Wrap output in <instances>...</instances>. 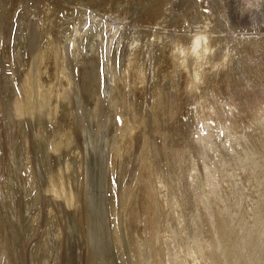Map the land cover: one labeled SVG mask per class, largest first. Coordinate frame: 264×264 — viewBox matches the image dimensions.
Instances as JSON below:
<instances>
[{
    "label": "rangeland",
    "instance_id": "obj_1",
    "mask_svg": "<svg viewBox=\"0 0 264 264\" xmlns=\"http://www.w3.org/2000/svg\"><path fill=\"white\" fill-rule=\"evenodd\" d=\"M198 27L216 52L195 83L171 51ZM263 248V3L0 0V264H264Z\"/></svg>",
    "mask_w": 264,
    "mask_h": 264
},
{
    "label": "clouds",
    "instance_id": "obj_2",
    "mask_svg": "<svg viewBox=\"0 0 264 264\" xmlns=\"http://www.w3.org/2000/svg\"><path fill=\"white\" fill-rule=\"evenodd\" d=\"M187 44L177 42L173 45L171 56L174 62L181 69L187 70L189 61L193 65V81L201 82V76L205 68L209 67V57L215 55L216 49L211 47L208 42V37L205 30L196 28L190 37Z\"/></svg>",
    "mask_w": 264,
    "mask_h": 264
},
{
    "label": "bare ground",
    "instance_id": "obj_3",
    "mask_svg": "<svg viewBox=\"0 0 264 264\" xmlns=\"http://www.w3.org/2000/svg\"><path fill=\"white\" fill-rule=\"evenodd\" d=\"M16 1V0H15ZM57 1V0H56ZM78 1V0H77ZM82 1V0H81ZM97 1V0H96ZM110 1V0H109ZM257 4L258 3H260V5H261V3H263L264 4V0H254ZM30 2H33V1H30ZM36 2H38V1H36ZM115 3H116V1H114ZM127 2V1H126ZM33 3H35V2H33ZM59 3V2H58ZM36 4H38V3H36ZM41 4V3H40ZM118 4V3H117ZM58 5V4H57ZM116 5V4H115ZM259 6V5H258ZM35 7V6H34ZM114 7V6H113ZM120 7V6H119ZM122 7V6H121ZM129 7V6H128ZM127 7V8H128ZM20 8H22V7H20ZM110 8V7H109ZM116 8V7H115ZM24 9H25V7H24ZM31 9V8H30ZM36 9H37V7H36ZM35 10V9H34ZM51 10V9H50ZM36 11V10H35ZM35 11H34V14H35ZM37 11H38V9H37ZM65 11V10H64ZM68 11V10H67ZM101 11V10H100ZM33 12V11H32ZM93 12V11H92ZM30 13V12H29ZM54 13V12H53ZM113 13V12H112ZM116 13V12H115ZM149 13V12H148ZM73 15V14H72ZM98 15V14H97ZM148 15V14H147ZM151 15V14H150ZM150 15H148V17L150 16ZM88 17V16H87ZM92 17V16H91ZM24 18V17H23ZM100 18H101V16H100ZM96 19V18H95ZM149 19H150V17H149ZM73 21V20H72ZM85 21V20H84ZM113 21V20H112ZM60 22V21H59ZM90 22V21H89ZM148 22V21H147ZM58 23V22H57ZM83 23V22H82ZM81 23V24H82ZM141 24V23H140ZM145 24V23H144ZM148 24V23H147ZM14 25V24H13ZM55 26V25H54ZM53 26V27H54ZM48 28V27H47ZM116 28V27H115ZM52 29V28H51ZM90 30V29H89ZM112 33V32H111ZM83 34V33H82ZM103 34V33H102ZM114 34V33H113ZM77 35V34H76ZM73 36V35H72ZM105 37V36H104ZM210 37V36H209ZM219 37V36H218ZM222 37V36H221ZM75 38V37H74ZM113 38V37H112ZM60 39V38H59ZM215 39H217V41L218 42H222V39L221 38H215ZM188 40V39H187ZM37 41V40H36ZM57 41V40H56ZM178 41V40H177ZM216 41V42H217ZM226 41V40H225ZM60 42V41H59ZM58 42V43H59ZM63 42V41H62ZM179 42H183V43H185L184 41H182V40H179ZM57 45H58V43L57 42H55ZM72 43V42H71ZM77 44H78V41L76 42ZM74 44V43H73ZM80 44V43H79ZM214 44V43H213ZM62 45V44H61ZM87 45V44H86ZM72 46V45H71ZM75 46V45H74ZM59 48H61V46L59 47ZM73 48V47H72ZM54 49H56V48H54ZM71 49V48H70ZM78 49H79V47H78ZM49 50V49H48ZM61 50H63V49H61ZM106 50V49H105ZM71 51V50H70ZM100 51V50H99ZM54 52V51H53ZM66 52H67V50H66ZM79 52V51H78ZM89 52V51H88ZM49 53H50V51H49ZM57 53V52H56ZM54 54V58H53V60L56 62V60H57V62H59V59H60V56L58 55V53L57 54ZM106 53V52H105ZM226 53V52H225ZM53 54V53H52ZM51 54V55H52ZM62 54V53H61ZM72 54V53H71ZM78 54V53H77ZM96 54V53H95ZM113 54V53H112ZM166 54V53H165ZM48 55H50V54H48ZM74 55V54H73ZM81 55V54H80ZM72 56V55H71ZM76 56V55H75ZM97 56V55H96ZM68 57V56H67ZM71 58V57H70ZM78 58V57H77ZM33 59V58H32ZM62 59V58H61ZM79 59V58H78ZM66 60V59H65ZM72 60V59H71ZM82 60V59H81ZM85 60V59H84ZM16 61V60H15ZM36 60H34V62H35ZM48 61V60H47ZM86 61V60H85ZM84 61V62H85ZM91 61V60H90ZM139 61V60H138ZM167 61V60H166ZM232 61V60H231ZM62 62V61H61ZM130 62V61H129ZM158 62V61H157ZM43 63V62H42ZM48 63V62H47ZM109 63V62H108ZM61 64V63H60ZM73 64V63H72ZM94 64V63H93ZM98 64V63H97ZM166 64H169V63H166ZM33 65V64H32ZM75 65V64H74ZM129 65V64H128ZM164 65V64H163ZM40 66V65H39ZM44 66V65H43ZM78 66V65H77ZM139 66V65H138ZM166 66V65H165ZM221 66V65H220ZM224 66V65H223ZM34 67H35V65H34ZM70 67V66H69ZM164 67V66H163ZM168 67V66H167ZM33 68V67H32ZM56 68H57V66H56ZM58 68H60V67H58ZM112 68V67H111ZM132 68V67H131ZM138 68V67H137ZM43 69V68H42ZM62 69V68H61ZM61 69H57L58 71H59V73H58V75H59V78L60 79H58L59 80V82H60V80L61 81H64L65 79H64V74H63V71L61 70ZM95 69V68H94ZM128 68H126V70H127ZM165 68H163V70H164ZM167 69V68H166ZM170 69V68H169ZM56 71V69H55V65L54 66H52V70H50L49 69V71L47 72V74L45 75V77L43 78V79H41V80H43V82H42V84L46 87L47 85H49L51 82H52V80L50 81V77L51 78H53V76H54V74H55V71ZM72 70V69H71ZM139 70V69H138ZM67 71V70H66ZM133 71V70H132ZM168 71V70H167ZM175 71V70H174ZM180 71V70H179ZM178 71V72H179ZM32 72V71H31ZM65 72V71H64ZM74 72V71H73ZM140 72V71H139ZM162 72V71H161ZM165 72V71H164ZM163 72V73H164ZM33 73H34V71H33ZM56 73H57V71H56ZM76 73V72H75ZM95 73V72H94ZM35 74V73H34ZM66 74V73H65ZM70 74H71V72H70ZM77 74V73H76ZM130 74V73H129ZM141 74V73H140ZM143 74V73H142ZM33 75V74H32ZM133 75V74H132ZM203 75V74H202ZM39 76H41V74L40 75H38V77ZM74 76V75H73ZM76 76V75H75ZM78 76V75H77ZM83 76V75H82ZM143 76V75H142ZM165 76V75H164ZM193 76V75H192ZM33 77H34V75H33ZM43 77V76H42ZM98 78L100 77V76H97ZM57 78H58V76H57ZM95 78H96V76H95ZM116 78V77H115ZM122 78V77H121ZM120 78V79H121ZM203 78V77H202ZM68 79V78H67ZM118 79V78H117ZM133 79V78H132ZM97 80V79H96ZM134 81H135V78L133 79ZM71 81H72V79H71ZM89 81V80H88ZM116 81V80H115ZM123 81V80H122ZM125 81V80H124ZM182 81V80H181ZM40 82V81H39ZM68 82V81H67ZM94 82V81H93ZM126 82V81H125ZM133 82V81H132ZM96 83V82H95ZM63 84V83H62ZM70 84V83H69ZM109 84V83H108ZM107 84V85H108ZM118 84V83H117ZM123 84H124V82H123ZM167 84V83H166ZM43 85H41V86H43ZM72 85V84H71ZM70 85V86H71ZM95 85V84H94ZM97 85V84H96ZM136 85V84H135ZM40 86V87H41ZM77 86V85H76ZM63 87V86H62ZM73 87H74V85H73ZM73 87H71V90L73 89ZM116 87H117V85H116ZM178 87H180V86H178ZM120 88V87H119ZM137 88H139V87H137ZM169 88V87H168ZM41 89H42V87H41ZM68 89V88H67ZM85 89V88H84ZM121 90L123 89V87L122 88H120ZM47 90V89H46ZM78 90V89H77ZM81 90V89H80ZM137 90V89H136ZM131 91V90H130ZM179 91V90H178ZM93 92H96L95 90L93 91ZM159 92V91H158ZM165 92V91H164ZM175 92V91H174ZM42 93H43V91H42ZM45 93V92H44ZM43 93V94H44ZM69 93V92H68ZM73 93V92H72ZM122 93H124V92H122ZM137 93V92H136ZM139 93V92H138ZM137 93V94H138ZM71 94V93H70ZM74 94V93H73ZM78 94V93H77ZM82 94V93H81ZM40 95V94H39ZM66 95V94H65ZM75 95H76V93H75ZM93 95V94H92ZM35 96V95H34ZM74 96V95H73ZM79 96V95H78ZM85 96V95H84ZM180 96V95H179ZM119 97H121V98H123L122 97V95H120ZM165 97V96H164ZM208 97V96H207ZM43 100H44V98H42ZM66 99V98H65ZM68 99V98H67ZM76 99V98H75ZM81 99V98H80ZM79 99V100H80ZM93 99V98H92ZM124 99V98H123ZM131 99V98H130ZM208 99V98H207ZM33 100V99H32ZM40 100V99H39ZM100 100V99H99ZM47 101V100H46ZM49 101V100H48ZM75 101V100H74ZM82 101V100H81ZM80 101V102H81ZM138 101V100H137ZM33 102V101H32ZM36 102V101H35ZM34 102V103H35ZM68 102V101H67ZM91 102V101H90ZM27 103V102H26ZM49 103V102H48ZM48 103H46V105L48 104ZM98 103V102H97ZM36 104V103H35ZM69 104V103H68ZM186 104V103H185ZM75 105V104H74ZM124 105V104H123ZM41 106V105H40ZM43 106H44V104H43ZM48 106V105H47ZM69 106V105H68ZM100 106V105H99ZM122 106V105H121ZM124 107V106H123ZM140 107V109L142 108V107H144V106H139ZM38 108H39V106H38ZM41 108V107H40ZM45 108V107H44ZM136 108V107H135ZM46 109V108H45ZM84 109V108H83ZM82 109V110H83ZM139 109V108H138ZM143 109V108H142ZM161 109V108H160ZM44 110V109H43ZM100 111V110H99ZM84 112V111H83ZM82 112V113H83ZM138 112H140V111H138ZM109 113V112H108ZM116 113V112H115ZM142 113V112H141ZM140 114V113H139ZM160 114V113H159ZM90 115V114H89ZM104 115V114H103ZM106 115V114H105ZM116 115V114H115ZM95 116V115H94ZM137 116V115H136ZM34 117V116H33ZM110 117V116H109ZM47 118V117H46ZM100 120V119H99ZM107 120V119H106ZM105 120V121H106ZM104 121V120H103ZM91 122V121H90ZM95 122H96V120H95ZM162 122V121H161ZM84 123V122H83ZM107 123V122H106ZM108 123H109V120H108ZM105 124V123H104ZM171 124V123H170ZM186 124V123H185ZM85 125V124H84ZM87 125H88V123H87ZM111 125V124H110ZM183 125V124H182ZM191 125V124H190ZM189 125V126H190ZM104 126V125H103ZM106 126V125H105ZM193 126V125H192ZM89 127V126H88ZM195 127V126H194ZM121 127H119V129H120ZM191 129H192V127H191ZM195 129V128H194ZM73 130V129H72ZM100 130V129H99ZM121 130V129H120ZM183 130H184V128H183ZM207 130V129H206ZM205 130V131H206ZM95 131V130H94ZM156 131V130H155ZM185 131V130H184ZM195 131V130H194ZM197 131V130H196ZM120 132V131H119ZM187 132V131H186ZM185 132V133H186ZM191 132V131H190ZM207 132V131H206ZM210 132V131H209ZM74 133V132H73ZM188 133V132H187ZM183 134H184V132H183ZM191 134V133H190ZM192 134H194V133H192ZM70 135V134H69ZM72 135V134H71ZM188 135V134H187ZM186 135V136H187ZM103 136V135H102ZM194 136V135H193ZM199 136H201V135H199ZM202 136H203V139H204V135L202 134ZM207 136V135H206ZM75 137V136H74ZM173 137V136H172ZM73 138V137H72ZM174 138V137H173ZM202 138V137H201ZM67 139H69V138H67ZM156 139V138H155ZM188 139H190V138H188ZM158 140V139H157ZM181 140V139H180ZM204 140H206V137H205V139ZM159 141V140H158ZM186 141H187V139H186ZM124 142V141H123ZM203 142V141H202ZM207 142V141H206ZM39 143V142H38ZM155 143V142H154ZM182 143V142H181ZM92 144V143H91ZM188 144V143H187ZM94 146H95V144H93ZM125 146V145H124ZM123 146V147H124ZM127 146V145H126ZM185 147V146H184ZM93 149V148H92ZM97 149V148H96ZM162 149V148H161ZM166 149V148H165ZM89 151V150H88ZM197 151V150H196ZM154 152V151H153ZM159 152V151H158ZM163 152V151H162ZM88 153V152H87ZM92 154V153H91ZM196 154V153H195ZM89 155V154H88ZM81 156V155H80ZM89 157H93L92 155H89ZM91 159V158H90ZM159 163V162H158ZM90 164V163H89ZM169 169V168H168ZM179 169V168H178ZM200 173V172H199ZM89 174V173H88ZM96 177V176H95ZM178 177V176H177ZM169 178V177H168ZM74 182V181H73ZM86 182V181H85ZM88 183V182H87ZM60 184V183H59ZM85 184V183H84ZM84 186V185H83ZM86 187V186H85ZM197 187V186H196ZM188 189V188H187ZM83 191V190H82ZM111 192V191H110ZM163 195V194H162ZM82 196V195H81ZM83 198V197H82ZM84 200V199H83ZM198 200V199H197ZM134 202V201H133ZM177 203V202H176ZM82 204H84V203H82ZM161 204V203H160ZM179 204V203H178ZM184 204V203H183ZM188 205V204H187ZM85 206V205H84ZM195 206V205H194ZM190 208V207H189ZM83 207H82V211H83ZM102 209V208H101ZM221 209V208H220ZM102 211V210H101ZM158 212V211H157ZM195 212V211H194ZM217 212H219V211H217ZM86 213V212H85ZM161 213V212H160ZM177 213V212H176ZM220 213V212H219ZM222 213V212H221ZM84 215V214H83ZM161 215V214H160ZM181 215V214H180ZM218 215V214H217ZM90 217V216H89ZM158 217V216H157ZM224 217V216H223ZM221 218V214L219 215V218L218 219H216L217 221L218 220H222V219H220ZM227 218V217H226ZM74 219V218H73ZM82 219H85V217H83ZM196 219V218H195ZM174 221V220H173ZM222 222V221H221ZM168 223V222H167ZM205 223V222H204ZM208 223V222H207ZM219 223V222H218ZM229 223V222H228ZM82 224H84L83 223V221H82V223H81V226H79L80 228L82 227ZM86 224V223H85ZM89 224H91V223H89ZM170 224H172V223H170ZM182 224V223H181ZM181 224H180V227H181ZM213 224V223H212ZM257 224V223H256ZM136 225V224H135ZM223 225V224H222ZM138 226H139V224H138ZM215 226V225H214ZM213 226V227H214ZM113 227V226H112ZM177 227H178V225H177ZM215 227H217V226H215ZM221 227V226H220ZM135 228H137V227H135ZM89 229V228H88ZM91 229V228H90ZM113 229V228H112ZM138 229V228H137ZM184 229V228H183ZM206 229V228H205ZM81 230V229H80ZM128 230V229H127ZM162 230V229H161ZM211 230H213V229H211ZM228 230V229H227ZM215 231V230H214ZM225 232V231H224ZM137 233V232H136ZM80 234V233H79ZM143 235V234H142ZM208 235H210V234H208ZM134 237H135V235H134ZM221 237H223V235L221 236ZM228 237V236H227ZM159 238V237H158ZM216 238V237H215ZM234 238V237H233ZM217 239V238H216ZM236 239V238H235ZM207 240V239H206ZM113 241V240H112ZM191 241V240H190ZM210 241V240H209ZM212 241H213V239H212ZM225 241V240H224ZM138 242V241H137ZM136 242V243H137ZM230 242V241H229ZM233 242V241H232ZM236 242V241H235ZM234 242V243H235ZM114 243V242H113ZM233 244V243H232ZM241 244H242V242H241ZM88 245V244H87ZM147 245V244H146ZM258 245V244H257ZM93 246V245H92ZM107 246V245H106ZM212 246V245H211ZM210 246V247H211ZM226 246V245H225ZM229 246H230V244H229ZM235 246V245H234ZM137 247V246H136ZM233 247V246H232ZM138 248V247H137ZM226 248V247H225ZM104 250H103V253H104V255H105V258H106V255H107V253H106V248H103ZM114 249V248H113ZM133 249V248H132ZM213 249V248H212ZM227 249V248H226ZM264 249V248H263ZM225 250V249H224ZM228 250V249H227ZM108 251V250H107ZM145 251H147V250H145ZM240 251V250H239ZM93 252V251H92ZM235 252V251H234ZM96 253V252H95ZM142 253V252H141ZM201 253V252H200ZM114 254H115V256L117 255L116 254V252H114ZM114 254H112V257H114ZM229 254V253H228ZM236 254V253H235ZM101 255V254H100ZM119 256V255H118ZM141 256H143V254L141 255ZM148 256V255H147ZM94 257V256H93ZM144 257V256H143ZM97 258V257H96ZM103 258H104V256H103ZM145 258H147V257H145ZM180 258V257H179ZM211 258V257H210ZM223 258V257H222ZM108 259L109 258H107L106 260L108 261ZM135 259V258H134ZM148 259V258H147ZM228 259V258H227ZM230 259V258H229ZM111 260V259H110ZM144 260V259H143ZM88 261V260H87ZM192 261V260H191ZM106 262V261H105ZM165 262V261H164ZM107 263V262H106ZM137 263V262H136ZM140 263V262H139ZM144 263V262H143ZM148 263V262H147ZM211 263V262H210ZM146 264V263H145ZM223 264V263H222ZM229 264V263H228Z\"/></svg>",
    "mask_w": 264,
    "mask_h": 264
}]
</instances>
